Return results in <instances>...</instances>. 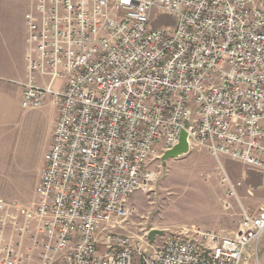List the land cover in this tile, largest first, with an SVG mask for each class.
Returning <instances> with one entry per match:
<instances>
[{
    "label": "built area",
    "instance_id": "built-area-1",
    "mask_svg": "<svg viewBox=\"0 0 264 264\" xmlns=\"http://www.w3.org/2000/svg\"><path fill=\"white\" fill-rule=\"evenodd\" d=\"M22 107L58 117L35 201L4 209L33 226L43 264H261L264 198L232 236L193 228L149 244L123 233L148 164L180 133L212 157L264 171V0H32ZM175 25L152 27L151 11ZM47 76L38 84L33 74ZM228 193L241 182L222 178ZM17 217L24 221L19 226ZM0 264H20L4 246Z\"/></svg>",
    "mask_w": 264,
    "mask_h": 264
},
{
    "label": "rangeland",
    "instance_id": "rangeland-1",
    "mask_svg": "<svg viewBox=\"0 0 264 264\" xmlns=\"http://www.w3.org/2000/svg\"><path fill=\"white\" fill-rule=\"evenodd\" d=\"M150 17L152 27L167 29L175 25L173 15L157 9L151 11ZM20 114L7 152L12 167L29 137L36 144L37 152H42L46 144L44 117L30 110H21ZM148 169L151 178L132 194L134 210L125 222L123 233L130 231L141 236L151 229L160 230L162 234L156 235L152 242L155 246L161 244L166 234L191 232L193 228L230 236L238 229L242 212H255L264 198V171L226 156L217 160L195 143L189 146L187 153L176 158L153 159ZM224 176L231 182H241L233 194L228 193L222 183ZM34 201L35 194L27 205ZM5 225L0 209V236Z\"/></svg>",
    "mask_w": 264,
    "mask_h": 264
},
{
    "label": "crops",
    "instance_id": "crops-1",
    "mask_svg": "<svg viewBox=\"0 0 264 264\" xmlns=\"http://www.w3.org/2000/svg\"><path fill=\"white\" fill-rule=\"evenodd\" d=\"M31 4L32 0H0V199L7 205L4 209L14 215L16 209L13 206H29L27 204L33 199L51 143V132L58 117V110L51 97L34 108H24L21 104L23 84L30 77L27 58L29 53L35 56L27 43L25 18ZM33 77L38 84L47 82V76L36 73ZM21 110L38 111L44 117L46 130L43 140H46V144L42 152H37L36 144L29 137L16 165L12 167L8 162L7 152L13 129L20 121ZM24 198L27 201H22ZM17 222L19 226L25 225L20 217H17ZM29 229L27 235L18 237L13 226L6 224L4 233L0 236V256L3 247L9 246L20 264H43L41 248L35 247L31 238L34 236L31 231L33 226ZM128 233L134 234L130 231ZM258 256L260 263L264 264V236L258 244Z\"/></svg>",
    "mask_w": 264,
    "mask_h": 264
},
{
    "label": "water",
    "instance_id": "water-1",
    "mask_svg": "<svg viewBox=\"0 0 264 264\" xmlns=\"http://www.w3.org/2000/svg\"><path fill=\"white\" fill-rule=\"evenodd\" d=\"M189 151L188 142L186 140V133L182 131L179 136L178 143L170 150L166 151L162 155V160L176 158L181 154H185ZM162 234V231L151 229L148 231L147 238L149 243L152 244L156 235Z\"/></svg>",
    "mask_w": 264,
    "mask_h": 264
},
{
    "label": "bare ground",
    "instance_id": "bare-ground-1",
    "mask_svg": "<svg viewBox=\"0 0 264 264\" xmlns=\"http://www.w3.org/2000/svg\"><path fill=\"white\" fill-rule=\"evenodd\" d=\"M189 146V145H188ZM163 155V154H162ZM148 239V238H147ZM150 244V243H149ZM152 245H154V243L152 244Z\"/></svg>",
    "mask_w": 264,
    "mask_h": 264
}]
</instances>
